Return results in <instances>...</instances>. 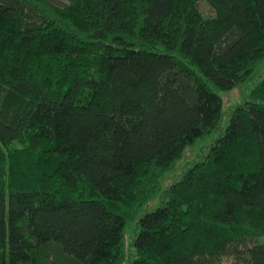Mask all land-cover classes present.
<instances>
[{"label":"trees","instance_id":"16d2710c","mask_svg":"<svg viewBox=\"0 0 264 264\" xmlns=\"http://www.w3.org/2000/svg\"><path fill=\"white\" fill-rule=\"evenodd\" d=\"M263 59L264 0H0V264H264V75L160 187Z\"/></svg>","mask_w":264,"mask_h":264},{"label":"rangeland","instance_id":"374dc122","mask_svg":"<svg viewBox=\"0 0 264 264\" xmlns=\"http://www.w3.org/2000/svg\"><path fill=\"white\" fill-rule=\"evenodd\" d=\"M199 9L204 16H209L212 14L210 7L203 1L199 4ZM264 75V59L260 65L253 71V73L247 78V80L234 88L231 91L219 92L220 97L223 102V118L218 127V130L211 136H206L204 138L198 139L195 143L188 147L181 159L175 163L170 171L166 172L165 175L160 180L161 191L166 189L171 183L178 180L181 175L191 168L196 162H199L201 158L205 155L210 145L215 142L218 135L223 132V129L227 125L230 112L232 108L247 99H249V94L251 89L256 85L258 80ZM161 205V200L159 195H157L150 203L142 207L139 216L146 214L148 212L154 211L158 206ZM133 226H128L125 229V247L127 251V258L125 264H130L131 262V245L133 237L136 234Z\"/></svg>","mask_w":264,"mask_h":264}]
</instances>
